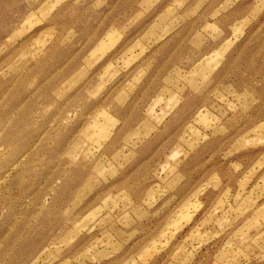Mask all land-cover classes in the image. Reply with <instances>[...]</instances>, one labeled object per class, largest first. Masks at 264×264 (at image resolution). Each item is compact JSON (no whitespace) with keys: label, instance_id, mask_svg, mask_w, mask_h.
<instances>
[{"label":"rangeland","instance_id":"rangeland-1","mask_svg":"<svg viewBox=\"0 0 264 264\" xmlns=\"http://www.w3.org/2000/svg\"><path fill=\"white\" fill-rule=\"evenodd\" d=\"M0 264H264V0H0Z\"/></svg>","mask_w":264,"mask_h":264},{"label":"crops","instance_id":"crops-1","mask_svg":"<svg viewBox=\"0 0 264 264\" xmlns=\"http://www.w3.org/2000/svg\"><path fill=\"white\" fill-rule=\"evenodd\" d=\"M100 42H101V41H100ZM99 47H100V43H99L98 45H96V46L92 49V51L95 50V49H97V48H99ZM92 51H91V52H92Z\"/></svg>","mask_w":264,"mask_h":264}]
</instances>
